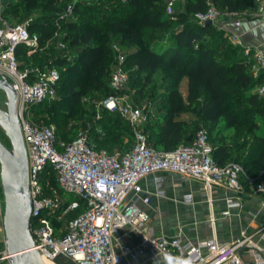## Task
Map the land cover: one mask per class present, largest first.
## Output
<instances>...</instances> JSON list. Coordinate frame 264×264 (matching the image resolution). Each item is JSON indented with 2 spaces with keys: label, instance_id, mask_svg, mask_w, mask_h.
<instances>
[{
  "label": "built area",
  "instance_id": "built-area-1",
  "mask_svg": "<svg viewBox=\"0 0 264 264\" xmlns=\"http://www.w3.org/2000/svg\"><path fill=\"white\" fill-rule=\"evenodd\" d=\"M93 1V0H86ZM177 1L167 0L166 12H175ZM264 1V0H263ZM4 4L0 0V76H5L17 91V114L21 121L29 163V187L33 203L30 230L35 246L41 255L54 260L58 255L72 258L78 264H122L139 258L149 248L152 259L166 264H264V252L254 248L253 259H244L239 248L249 243L246 231L231 243H219L215 238L200 243L183 242L179 236H151L148 231V212L136 201L126 203L131 193L143 192L142 180L150 173L170 171L202 181L208 196L214 187L227 186L240 193L244 190L241 175L243 166L237 161L219 164L213 158L210 132L200 127L193 140L169 151L150 146L140 124L147 104L139 105L124 93L129 74L125 68L126 55L118 45L117 63L111 72L110 84L115 94L104 101L110 111H118L131 125L134 141L130 147L108 153L98 151L90 143L87 129H79L73 140L66 142L57 135L54 124H44L35 119L32 108L45 100L58 97L60 73L55 67L38 68L20 66L16 50L19 45L27 47V55L43 45L40 35L31 32L29 22L12 23L3 16ZM220 11L207 1L204 10L195 13L196 20L204 24L216 23ZM237 25L240 23L237 21ZM233 40L243 45L237 35ZM60 46H64L63 43ZM253 51L256 72L264 71V50L257 46H245V52ZM264 97V83L257 90ZM50 167L49 176L42 175ZM52 176L59 188L51 183ZM253 183L255 178L246 175ZM70 192L79 199L67 200L62 193ZM264 204V181L255 186ZM150 197L143 198L148 203ZM211 202V197L209 198ZM228 206H240V197L228 199ZM81 210L67 218L64 227L56 222L71 211ZM45 211L48 214H45ZM59 211H61L59 213ZM55 212V213H52ZM230 215V210L223 211ZM211 220L214 222L215 217ZM128 227L139 237L137 243H122L116 231ZM5 240V238H4ZM253 248V247H252ZM8 251L0 246V264H10Z\"/></svg>",
  "mask_w": 264,
  "mask_h": 264
},
{
  "label": "trees",
  "instance_id": "trees-1",
  "mask_svg": "<svg viewBox=\"0 0 264 264\" xmlns=\"http://www.w3.org/2000/svg\"><path fill=\"white\" fill-rule=\"evenodd\" d=\"M59 1L23 0L25 8L41 13L38 19L31 20L29 29L40 35L42 44L53 35L54 31L48 27L47 20L57 14L56 4ZM99 1L75 2L71 12L78 14L84 4H96L100 7ZM207 1L186 0V11L180 13L179 19L187 23L173 31L170 38L163 37V40L155 38L153 31L176 24L172 15L166 17L164 14L165 1L124 0V7L120 11L122 15L104 11L101 16L107 21L102 25L80 23L78 19L65 17L71 30L65 37L69 41L68 52H60L54 56L47 51L37 50L27 55V47L19 45L16 54L22 68L55 67L60 73L58 97L45 100L37 106V121L51 124L48 122V115L53 114L58 105L67 102L71 105V111L66 116L70 120L77 118L85 123L79 129L88 130L90 143L96 150L113 153L131 146L134 141L133 129L118 111H110L105 107V112L93 121L98 125V129L94 131L95 125H86L96 113V101L90 99L88 104L82 102V98L88 94L96 93L98 97L103 92L115 94L110 77L112 64L117 57L115 59V54L110 50L107 35L114 33L119 37L116 45L128 48L125 64L133 63L139 73L145 72L143 84L136 85L139 91L143 90L160 69L173 83L166 99L157 105L147 103L144 129L150 130V133H143L150 146L158 150H172L182 140L193 139L192 132L189 133L192 122L207 123L213 145V158L219 164L230 161L241 163L245 174L240 178L244 184L251 183L246 175L255 178L252 183L255 186L264 181V134L259 132L261 126L264 127V97L253 91L261 77L254 76L248 62L237 58V48L227 40L225 32L213 28L215 23L187 21V14L195 15L204 10ZM2 2L3 16L10 21V16L17 14L19 5L12 0ZM213 3L230 13L253 6V0H213ZM109 29L111 30L107 32ZM156 42L159 46L163 45V48L158 49ZM184 79L187 80L185 97L178 87ZM129 83L130 77L128 85ZM151 110L155 113L153 121L150 120L153 114ZM193 114L195 121L188 117ZM56 130L58 137L66 142L75 137L67 136V133L60 134L58 128ZM51 183L59 188L53 176ZM60 192L62 193L61 190ZM0 199L3 200L1 188ZM80 211L76 210L73 215ZM54 262L78 264L64 255L56 256Z\"/></svg>",
  "mask_w": 264,
  "mask_h": 264
},
{
  "label": "crops",
  "instance_id": "crops-1",
  "mask_svg": "<svg viewBox=\"0 0 264 264\" xmlns=\"http://www.w3.org/2000/svg\"><path fill=\"white\" fill-rule=\"evenodd\" d=\"M222 22L225 36L237 48V58L248 62L250 71L256 77H261L253 91L257 92L260 84L264 83V71L256 72V63L253 51L247 54L245 46L252 45L264 50V1L253 0V6L241 10ZM240 24L237 25L236 22ZM232 35H237L243 45L237 44ZM151 112H153L151 110ZM153 112L150 120L153 121ZM146 117L140 127L145 131ZM207 124V123H206ZM260 133L264 134L261 126ZM192 140L184 139L180 142L186 144ZM244 184V183H243ZM143 192L131 193L126 203L134 201L149 214L147 224L151 236L164 235L167 237L179 236L183 242L200 243L209 239H216L219 243H231L240 237V231L245 230L249 243L239 248L241 256L251 261L254 248L264 252V204L263 197L255 190V185L245 183L240 193L227 186H216L209 196L201 180L183 176L170 171H157L150 173L142 180ZM148 195V203L143 198ZM240 197L241 205L228 206L227 200H236ZM1 201V199H0ZM230 210V215L223 216V211ZM0 206V246L4 242L5 234ZM215 217V221L211 217ZM116 236L122 243H137L139 237L128 227L116 231ZM253 247V248H252ZM122 264H166L163 261L152 259V252L146 248L138 259L131 262L124 260Z\"/></svg>",
  "mask_w": 264,
  "mask_h": 264
},
{
  "label": "rangeland",
  "instance_id": "rangeland-1",
  "mask_svg": "<svg viewBox=\"0 0 264 264\" xmlns=\"http://www.w3.org/2000/svg\"><path fill=\"white\" fill-rule=\"evenodd\" d=\"M13 3H17L18 5V10L16 15H11L10 16V21L18 24H22L25 22H31L32 19H38L39 15L41 14L40 12H36L34 9L31 8H25L23 5V0H12ZM83 0H60L57 4L56 7L58 8L57 14L55 16L50 17V19L47 20L48 27H51L54 31L53 35L49 38H46L45 41L43 42V46L39 49V52H48L49 54H53L54 56L58 55L60 52H68V45L69 41L65 40V37L71 33L70 28L68 24L66 23L65 17L69 18H75L78 19L80 23L82 22H90V23H95V24H100L102 25L103 22L107 21L106 18L101 16V14L105 12H111L113 14H119L122 15L120 11H122L124 7V0H100V7L96 4H84L81 6V10L78 14L75 12H71V7L73 3L75 2H80ZM165 3L167 0H164ZM190 1V0H189ZM213 2V0H208ZM85 2V0H84ZM187 2H182V1H177L175 4V12L172 14V18L176 21V24L170 28L167 29H160V30H154V36L155 38L159 39H164V38H170L171 34L173 31L183 27V25L187 22H182L179 19L180 13L183 11H186ZM217 9L220 11V15L218 17L217 22L214 24V29H218L219 31H223L224 29L222 28V22L226 21V19H229L228 17L234 16L230 12H227L225 8H223L220 5L215 4ZM69 8V10H67ZM164 14L166 17L169 16V14L166 12V8L164 7ZM49 13V12H46ZM52 13V12H51ZM239 14H242L241 11H238ZM53 14V13H52ZM54 15V14H53ZM171 16V15H170ZM44 17V16H43ZM42 18V17H41ZM66 20V21H65ZM43 21V20H42ZM187 21L192 22V23H198L196 20V17L194 14L189 13L187 14ZM111 29H109L107 32H109ZM108 35V43L110 45V50L113 54H115V59L117 57V52H115V45L119 42V37L114 34V33H107ZM164 37V38H163ZM98 39V38H97ZM228 40V39H227ZM63 43L64 46H60V44ZM165 43V42H164ZM158 44V42H156ZM232 44V43H231ZM158 49H162V46L157 45ZM134 47H137L136 45ZM122 53H124L127 56L128 48L123 47L120 48ZM117 63V60H115L112 64L111 72L115 68ZM125 68L128 71L129 77H130V83L127 85L126 88H124L123 92L128 94L130 100L134 103H137L139 105H145L147 103L152 102L154 105H157L158 103L162 102L164 99H166V95L168 90L173 86V83L170 79V77L165 76L164 71L160 69L157 73H155L151 81L143 87L142 91H139L136 85H141L143 84V77L145 76V72L139 73L137 71V68L134 66L133 63L130 64H125ZM186 79H184L181 84L178 86L179 89L181 90L183 96L185 97L187 94L186 90ZM111 94H106V92H103L101 97H98L96 93L93 94H88L82 98V102L84 103H89L90 99H95L96 101V107L94 108L96 110L95 115L92 116V120L87 123V127L94 124V119H97L99 117V114L103 113L105 110L104 106V101L107 99ZM5 101V96L2 92H0V104H4ZM37 109V106H34L32 108L33 115L36 119L35 111ZM71 111V105L67 104V102L63 103L62 105H58L56 109L53 110V114L48 115V122L51 124H54L56 129L58 128L60 134L67 133V136H75L77 130L81 127L84 126L85 123L81 122L80 119H68L66 114ZM90 111H93V108H90ZM105 112V111H104ZM189 119H193L195 121V115H189ZM187 117V118H188ZM59 125H62L59 127ZM189 126V133L192 132V137H195V134L199 127H208V124L202 123V122H192ZM98 129V125H95L94 131ZM130 137V136H128ZM0 138L7 144L10 145L8 137L5 135L3 129L0 126ZM193 140V139H192ZM51 170L50 167L47 168V170L43 173L42 177L44 180H47V177L49 176V171ZM1 187V184H0ZM63 197L66 198L67 200H72V199H79L77 196L70 192H65L62 193ZM0 206L2 209V221H3V212H4V200L0 201ZM61 211H59L60 213ZM55 213V212H52ZM75 213V211H71L68 215L63 216V218L59 221L56 222V225L58 227H64L67 223V218L69 216H72ZM45 214H48L47 211H45ZM54 261V260H53ZM7 264V263H6Z\"/></svg>",
  "mask_w": 264,
  "mask_h": 264
},
{
  "label": "water",
  "instance_id": "water-1",
  "mask_svg": "<svg viewBox=\"0 0 264 264\" xmlns=\"http://www.w3.org/2000/svg\"><path fill=\"white\" fill-rule=\"evenodd\" d=\"M69 10V8H68ZM211 20L205 24H212ZM0 92L5 96L0 104V126L10 145L0 138V184L4 200V245L10 264H42L41 253L34 248L30 230L33 203L29 187L28 153L21 121L17 114V91L0 76Z\"/></svg>",
  "mask_w": 264,
  "mask_h": 264
},
{
  "label": "bare ground",
  "instance_id": "bare-ground-1",
  "mask_svg": "<svg viewBox=\"0 0 264 264\" xmlns=\"http://www.w3.org/2000/svg\"><path fill=\"white\" fill-rule=\"evenodd\" d=\"M0 172H1V165H0ZM41 261L42 264H57L56 262H54L52 259L48 258L45 255H41Z\"/></svg>",
  "mask_w": 264,
  "mask_h": 264
}]
</instances>
